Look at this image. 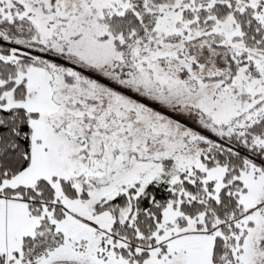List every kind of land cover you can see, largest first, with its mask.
Wrapping results in <instances>:
<instances>
[{
    "label": "snow or ice",
    "instance_id": "1",
    "mask_svg": "<svg viewBox=\"0 0 264 264\" xmlns=\"http://www.w3.org/2000/svg\"><path fill=\"white\" fill-rule=\"evenodd\" d=\"M0 264H264V0H0Z\"/></svg>",
    "mask_w": 264,
    "mask_h": 264
}]
</instances>
